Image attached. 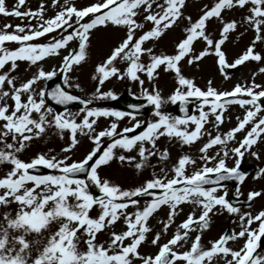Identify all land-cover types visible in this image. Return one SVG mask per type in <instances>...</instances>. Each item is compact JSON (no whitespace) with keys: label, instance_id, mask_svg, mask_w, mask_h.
Wrapping results in <instances>:
<instances>
[{"label":"snow or ice","instance_id":"snow-or-ice-1","mask_svg":"<svg viewBox=\"0 0 264 264\" xmlns=\"http://www.w3.org/2000/svg\"><path fill=\"white\" fill-rule=\"evenodd\" d=\"M25 4L26 0H15L9 9L6 0H0V16L37 21L34 27L29 23L4 24L0 28V264H264V254L258 252L264 242V210L254 215L241 213L226 199L228 192L222 183L234 181L233 196L238 199L246 179L241 170L243 158H260L253 149L264 144V87L253 82L217 91L209 80L202 90L182 74L179 66L181 61L192 65L212 55L224 79H228L225 69L264 61V55L254 50L257 43L264 44V0H215L211 7L201 9L195 21L184 15L186 0H101L82 8L75 7L71 0H63L62 5L60 0H50L49 6L60 7V11L49 18H45L44 4L36 10L21 11ZM232 9L247 13L243 23L251 28L254 39L229 63L222 45L236 30L237 22H225L222 13ZM213 19L221 24L215 40L207 31V22ZM181 20L187 21V26L173 54L158 53L145 46ZM109 26L123 30L124 35L95 65L91 75L95 92L88 99L70 94L65 89L80 90L71 74L86 62L93 32ZM58 32V36L52 35ZM48 36L49 42H38ZM195 41L205 45L198 53L193 50ZM70 43L74 46L69 47ZM61 50L66 53L62 57ZM50 57H60V63L56 69L45 71L40 62ZM18 62L36 68L30 78L19 83L13 75ZM161 69L173 74L174 79L166 98L151 83ZM258 71L264 74V67ZM58 73L63 78V88L57 86L49 91L38 87ZM142 76L149 82L148 88L143 87ZM113 79L141 87V93L134 98L152 107L150 119H137L144 105H129L131 111L89 107L95 100L118 99L113 91L101 90ZM190 99L199 101L194 109L197 115L188 114ZM47 101L82 107L76 112L67 108L58 112ZM169 104H178L183 115L165 111ZM232 105L244 110L242 118L236 117V125L227 132L213 135L212 130L224 122L226 106ZM100 118L111 122L97 131ZM125 119L129 123L119 128V122ZM49 133L61 140L67 134L66 146L58 154H51L49 149L27 159L21 157L30 142ZM237 134H241L239 140ZM79 137H86L92 147L74 160L70 153L80 143ZM204 137L206 142L198 148L199 167H195L196 159L182 154L170 167L171 176L161 166L160 175L154 172L151 179L130 189L100 175L101 168L114 160L138 172L145 166L155 167L149 164L150 157L164 164L170 153L167 147H158L161 138L166 143L175 140L183 147ZM230 142L235 146L229 148ZM216 146H220L219 150L209 156L208 151ZM228 160L233 161L232 167L227 166ZM189 167L192 171H188ZM252 179H264V167ZM153 190H158L159 195ZM145 197L149 199L141 205ZM260 197H264V191H249L246 199L251 202ZM183 204L195 208L161 243V233H167L175 223ZM161 207H167V217L158 221L161 231L148 241L147 234L152 232L148 221ZM129 208L135 210L129 212ZM217 212L237 216L239 231H226L205 246L202 233L209 228L210 214ZM118 224L122 225L120 230ZM254 224L256 227H252ZM100 235L106 239L100 240ZM239 240L243 243L238 249L229 246ZM146 242L156 248L155 253H141ZM181 248L185 250L179 251Z\"/></svg>","mask_w":264,"mask_h":264},{"label":"rangeland","instance_id":"rangeland-1","mask_svg":"<svg viewBox=\"0 0 264 264\" xmlns=\"http://www.w3.org/2000/svg\"><path fill=\"white\" fill-rule=\"evenodd\" d=\"M61 5L63 4V0H60ZM101 2V0H71V3L77 7L82 8L86 7L93 3ZM215 0H186V6L183 9L184 15L190 16L193 21H195L199 15H201V9L204 8L205 5L211 7ZM15 3V0H6V7L11 9L12 5ZM44 4L46 7L45 11V18H49L57 11H60V7H50V0H26V4L22 7L21 11L26 10H36L38 5ZM247 15L244 10L241 9H232L228 11H224L222 16L224 21L235 20L237 22V28L234 32H231L227 36V40L222 45V50L226 54L227 61L231 63L234 61L240 54H242L246 48L251 44L252 40L254 39V33L252 32L251 28L243 23V16ZM87 19V18H85ZM29 23L34 27L37 23L36 20H31L29 22L28 19L20 20L13 17H3L0 16V28L3 27L4 24H12L13 26L19 24L21 26H27ZM187 26V21H178L176 25L165 32L158 40L155 42H149L146 47H153L155 51L163 52L165 54H173L175 50V45L179 40H181L184 36V28ZM149 25H146V28ZM221 28V24L216 21L215 19L207 22V31L211 33V38L213 40L219 38V31ZM11 31V29H9ZM116 31L119 33L116 35ZM243 33V34H241ZM139 34V33H138ZM52 35H59L58 33H54ZM124 32L120 29H115L109 26L106 29H97L93 32L91 41L89 44V48L87 50V60L80 66L78 69L74 70L71 74L72 80L75 83H78L80 86V90L77 91L75 88H69L83 96L91 98L93 93L95 92V82L91 80V75L94 73L95 65L100 63L105 57L106 54L109 52L110 48L113 47L115 44L119 43L120 39L123 37ZM51 39V36L42 37L38 42L40 43H47ZM10 48L13 47L12 45H8ZM74 44L69 45V47H73ZM205 47L203 41H195L193 44L194 52H199L203 50ZM255 52L264 55V44L257 43L254 47ZM66 53L61 50L60 57L65 55ZM60 57H50L45 59L44 61L40 62V65L43 67L45 71L54 70L60 63ZM180 68L182 74L185 75L187 78L193 79L194 83L197 87H200L204 90L207 86V82L209 80L212 81V87L217 91H230L232 88L237 84H252L253 82L256 84L261 85L264 87V74L259 73V68L264 67V61L260 62H246L244 65L238 66L235 69L229 68V72L226 74L228 75V79H224V76L221 74L218 65L216 63V58L212 55L204 57L200 62L194 63L192 65H188L186 61H181ZM118 67H123L122 65H118ZM36 70L35 67H30L27 62H18V68L13 75L17 77V83L24 81L31 77L32 73ZM253 73H255V77L253 78ZM56 77L62 76L58 73ZM145 79L144 88H148L149 82L145 77H141ZM63 79V78H62ZM158 91L161 92L163 97H167L173 87H174V79L173 74L165 73L163 70H159V75L157 76L155 81L151 82ZM38 87L46 88L45 82H40ZM102 91H113L116 95H119L123 92L132 93L138 96L141 93V87L134 82H128L127 80L124 81H117L115 79L107 81L105 85L102 86ZM109 100H95L90 107H97L102 109H109L115 110L109 105ZM48 104V103H47ZM48 106H50L48 104ZM52 107V106H50ZM227 111L224 113V122L219 126L218 129H213L212 134L215 135L216 132L224 133L227 132L229 129L234 127L237 123L236 117L243 116L244 110L241 109L238 105L226 106ZM53 108V107H52ZM55 111V108H53ZM71 112H76L79 109L76 107H69L67 108ZM195 109V106L193 110ZM165 111L170 112L172 115L177 116L174 105H167L165 106ZM118 111V110H116ZM62 112V111H58ZM198 113L195 112L193 115H197ZM151 118V114L137 116V119L147 121ZM211 119V117H210ZM111 120H105L100 118L98 120V124L96 126L97 131L102 130L103 128L107 127ZM129 122L127 119L124 121L119 122V128H123ZM209 127V125H206ZM66 135L65 140L59 139V137L49 133L43 139L40 140H33L30 142L29 146L25 151L21 154V157L24 159L30 158L37 153H44L48 152L51 149V154H58L60 149L66 146ZM241 138V134H237L236 139L239 140ZM80 143L77 147L73 150L70 155L74 160H79L91 147V142L86 137H79ZM207 137L202 138L196 144L191 146H181L177 141L173 140L171 142L165 141V138H161L158 142V147L164 148L167 147L170 153V158L164 164H161L155 157L149 158V164L152 166H145L141 171H137L134 167L128 164H121L119 161H112L108 166H104L100 170V175L102 178H107L111 182L121 186L125 189L135 188L140 186L144 181L149 180L152 178L153 173L155 172L157 175H160L159 168L163 166L165 171L169 172V176H171V172L169 171L172 164L175 163L177 158L184 154L189 155L193 159L197 160V164L195 167L200 166L199 156L200 153L198 152V148L206 142ZM235 146L233 142H230L228 147L231 148ZM220 146H216L208 151V155L212 156L219 150ZM259 155V160L254 159L251 156L246 155L243 158L242 166L244 167H253L254 171L249 175V177L244 181V183L240 186L241 197L247 196L249 191H264V179L253 180L252 177L258 171L260 167H264V144H258L253 149ZM117 154H122L117 150ZM124 155H129L127 153H123ZM132 153L131 155H134ZM158 161L154 164V161ZM227 166L232 167L233 161L228 160L226 161ZM211 166V165H209ZM188 171H192V168L189 167ZM47 172V170H46ZM45 172V173H46ZM228 196V199L231 195H233L235 191V187L233 186H225ZM95 191V190H93ZM143 200H141V205H143ZM250 205V206H249ZM249 205H242L237 207L241 213L248 212L251 214H256L257 212L264 210V197L254 199L252 204ZM181 211L175 217V223L167 230V233H161V243L166 242L168 238L172 235L173 232L176 231L175 225L182 222L188 213L192 212L195 208V205L191 204H183L180 206ZM135 209L129 208L128 211L132 212ZM168 209L167 207H161L156 213H154L153 217H151L148 221L149 227L152 228V232L147 234V240L150 241L153 234L156 232L161 231V225L158 221H163L167 217ZM196 215H199V209H196ZM122 225H117V230H120ZM230 228L233 231H239L238 226V217L237 216H230L226 212L219 213L215 215L210 214V221H209V228L202 233V244L208 246L209 241L216 240L221 233L225 231L226 228ZM252 227H256L254 224ZM195 232L192 233V236H195ZM100 240L106 239L104 235H100L98 237ZM190 243V241H189ZM243 241L239 240L236 242H230L229 246L238 249L242 245ZM187 247V245L185 246ZM185 249L181 248L179 251H184ZM140 251L142 254L147 253H155L156 248L152 246L150 243L146 242L144 245L141 246ZM258 252L264 254V244H261V247L258 248Z\"/></svg>","mask_w":264,"mask_h":264},{"label":"bare ground","instance_id":"bare-ground-1","mask_svg":"<svg viewBox=\"0 0 264 264\" xmlns=\"http://www.w3.org/2000/svg\"><path fill=\"white\" fill-rule=\"evenodd\" d=\"M263 243V242H262Z\"/></svg>","mask_w":264,"mask_h":264}]
</instances>
